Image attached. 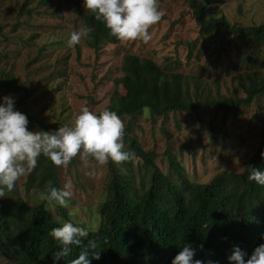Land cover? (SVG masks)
<instances>
[{
    "label": "rangeland",
    "instance_id": "rangeland-1",
    "mask_svg": "<svg viewBox=\"0 0 264 264\" xmlns=\"http://www.w3.org/2000/svg\"><path fill=\"white\" fill-rule=\"evenodd\" d=\"M75 1L0 0V77L15 74L30 92L25 107L18 102L28 93L24 88L15 90L0 85V98L13 97L16 110L33 116L32 125L27 118L31 131H54L70 125L81 106L97 113L107 107L116 89L125 92L116 80L122 76V61L128 53L151 58L161 66L171 62L175 71L191 76L190 91L194 97L197 92L199 96L245 97L237 81L242 70L237 67L244 62L249 45H241L238 40L226 49L211 45L202 50L203 38L188 0H158L163 15L148 29L150 41L106 42L99 51L90 48L85 37L72 47L66 44L71 31L86 27L78 16ZM77 1L84 8L83 0ZM210 14L225 15L232 24L258 25L264 23V0H211ZM193 42L195 47H191ZM241 111L236 117L225 119L215 107L156 117L145 111L137 118L121 119L124 131L132 123L129 135L137 137L143 149L157 152L155 162L163 173L170 171V152L188 178L208 182L221 171H244L246 161L262 143L264 96L243 102ZM124 150L133 153L127 144ZM132 160V165H124L125 178L132 177L142 190L150 175L141 158L134 155ZM57 170L60 188L71 185L72 196L64 207L69 219L89 231L99 229V210L109 197L108 184L115 177L109 162L100 165L91 154L81 150ZM28 175L21 176L15 188L34 205L35 189H25ZM39 198L42 199L41 195ZM58 207L50 206L51 213L59 221H67ZM12 263L0 252V264Z\"/></svg>",
    "mask_w": 264,
    "mask_h": 264
},
{
    "label": "trees",
    "instance_id": "trees-1",
    "mask_svg": "<svg viewBox=\"0 0 264 264\" xmlns=\"http://www.w3.org/2000/svg\"><path fill=\"white\" fill-rule=\"evenodd\" d=\"M188 2L203 38L202 50L211 45L226 49L238 40L241 45H249L244 62L237 67L242 70L237 81L245 97L199 96L198 92L194 97L190 91L191 76L175 71L171 62L161 66L151 58L128 53L122 61V76L116 80L125 92L116 89L107 106L120 118L134 119L145 111L156 117L215 107L225 119L242 113L243 102L250 103L256 96H264V23L232 24L225 15L210 14L211 0ZM79 3L75 1L76 11L89 30L85 42L90 48L99 51L106 42L120 41L94 13L86 7L81 9ZM195 46L193 42L191 47ZM19 81L15 74L5 73L0 77V85L15 90L24 88L28 92ZM198 82L196 80L195 84ZM199 88L197 85L196 89ZM29 94L19 98L18 102L24 107ZM25 114L31 125L34 124L33 116ZM261 123L262 143L246 161L244 171H221L208 182L188 178L170 152H167L170 171L163 173L155 162L157 152L143 149L137 137L129 135L132 123H128L124 144L144 161L150 175L147 187L139 190L132 177L125 178L124 165H132V159L120 164L109 161L115 177L108 184L109 197L99 210V229L90 230L81 246H72L69 256L59 260H55L59 245L49 232L61 221L53 216L47 202L39 198L48 182L60 188L58 166L41 155L25 182L27 192L35 189L36 204L25 200L15 187L0 197V252L9 257L12 264H66L67 259L78 255L81 247H86L88 239H95L96 251L100 254L99 259L90 257V264H171L184 244L196 249L193 259L213 260L218 264H230L227 256L234 245L250 256L256 246L264 243L261 239L264 234V186L247 178L249 168L264 169L262 119ZM28 130L31 131L30 126ZM58 208L69 221L65 208Z\"/></svg>",
    "mask_w": 264,
    "mask_h": 264
},
{
    "label": "clouds",
    "instance_id": "clouds-1",
    "mask_svg": "<svg viewBox=\"0 0 264 264\" xmlns=\"http://www.w3.org/2000/svg\"><path fill=\"white\" fill-rule=\"evenodd\" d=\"M83 4L103 22L111 35L123 41H150L148 29L163 15L158 0H83ZM88 35L87 27L71 31L66 44L72 47ZM0 100V197L5 196V191H12L21 176L36 168L41 155L57 166L67 164L81 150L91 154L100 165L109 161L120 164L134 156L124 150L122 119L108 107L97 113L88 106H81L70 125L59 126L54 131H30L26 114L14 108V98L6 95ZM261 156L264 157V152ZM248 170V180L264 186V169L251 167ZM70 188V184L57 188L48 182L41 198L49 206L67 207L72 196ZM49 235L59 245L55 252V260H59L69 256L72 246L82 245V239L89 237V229L69 220L53 227ZM261 239L264 240V234ZM97 247L95 239H88L86 247H81L78 255L67 259L66 264H90V257L99 259ZM195 251L190 244L181 245L171 264H218L213 260L193 259ZM227 259L230 264H264V243L256 246L250 256L234 245Z\"/></svg>",
    "mask_w": 264,
    "mask_h": 264
}]
</instances>
